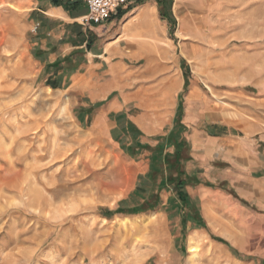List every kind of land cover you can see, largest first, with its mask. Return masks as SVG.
<instances>
[{"label":"rangeland","instance_id":"374dc122","mask_svg":"<svg viewBox=\"0 0 264 264\" xmlns=\"http://www.w3.org/2000/svg\"><path fill=\"white\" fill-rule=\"evenodd\" d=\"M24 1L0 0V264H264V199H237L250 222L232 258L237 227L207 225L196 239L193 222L183 226L181 203L171 205L174 187L163 186L168 170L137 189V161L108 132L104 140L90 134L64 92L44 90L30 60L36 30ZM173 1V31L158 17L163 54L186 61L189 87L211 88L220 110L248 119L253 109L234 96L264 83V0ZM151 156L144 150L140 159Z\"/></svg>","mask_w":264,"mask_h":264},{"label":"crops","instance_id":"0c3cea01","mask_svg":"<svg viewBox=\"0 0 264 264\" xmlns=\"http://www.w3.org/2000/svg\"><path fill=\"white\" fill-rule=\"evenodd\" d=\"M27 3L36 30L30 60L43 73L44 90L64 92L78 122L91 124L90 134L104 140L108 132L115 146L137 161V189L168 170L163 186L174 187L171 205L181 203L183 226L191 220L196 239L207 225L223 232L225 222L237 227L230 235L238 245L229 250L236 259L245 242L243 225L250 222L238 200L264 199V83L234 96L253 109L240 120L219 109L211 88L189 87L186 61L177 64L171 52L161 50L165 37L159 19L172 31L175 25L161 19L159 0H129L110 20L90 25L80 22L89 13L83 0ZM144 150L152 153L149 162L140 159Z\"/></svg>","mask_w":264,"mask_h":264},{"label":"built area","instance_id":"2783aa9c","mask_svg":"<svg viewBox=\"0 0 264 264\" xmlns=\"http://www.w3.org/2000/svg\"><path fill=\"white\" fill-rule=\"evenodd\" d=\"M89 13L81 19L83 25L99 24L111 19L112 15L128 0H83Z\"/></svg>","mask_w":264,"mask_h":264},{"label":"trees","instance_id":"16d2710c","mask_svg":"<svg viewBox=\"0 0 264 264\" xmlns=\"http://www.w3.org/2000/svg\"><path fill=\"white\" fill-rule=\"evenodd\" d=\"M160 6V17L162 20H170L171 24L175 25V20L172 18L170 14V4L166 0H159ZM187 86V82H186Z\"/></svg>","mask_w":264,"mask_h":264},{"label":"bare ground","instance_id":"6f19581e","mask_svg":"<svg viewBox=\"0 0 264 264\" xmlns=\"http://www.w3.org/2000/svg\"><path fill=\"white\" fill-rule=\"evenodd\" d=\"M26 93V92H25ZM105 130V129H104ZM114 164L116 165V166H118V160H117V158L114 160ZM20 175V174H19ZM103 188V187H102ZM35 189V188H34ZM38 188H36V190H37ZM39 191V190H38ZM42 192V191H41ZM36 193V192H35ZM37 194V193H36ZM33 199V198H32ZM38 199V198H37ZM50 207V206H49ZM43 211V210H42ZM213 218V217H212ZM190 252L191 253H195L196 252V247L194 246V242H193V240H192V245H191V247H190Z\"/></svg>","mask_w":264,"mask_h":264}]
</instances>
